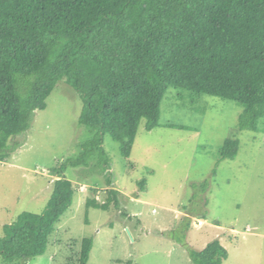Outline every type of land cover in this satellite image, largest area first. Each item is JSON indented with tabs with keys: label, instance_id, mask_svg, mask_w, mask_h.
<instances>
[{
	"label": "trees",
	"instance_id": "obj_1",
	"mask_svg": "<svg viewBox=\"0 0 264 264\" xmlns=\"http://www.w3.org/2000/svg\"><path fill=\"white\" fill-rule=\"evenodd\" d=\"M58 82L78 94V123L93 134L60 170L96 155L94 167L105 166L108 185L104 138L128 159L141 121L147 131L161 125L169 90L234 102L242 107L238 131L257 133L264 126V0H0V164L25 144L35 111L46 108ZM238 146L236 138L225 139L216 159H235ZM57 179L41 213L21 212L3 227L5 262L45 253L75 192L66 178ZM190 187L195 198L210 180ZM107 193L104 203L87 200L86 208H118L119 193ZM91 247L81 241L78 264L87 263ZM186 253L191 264L227 259L218 240Z\"/></svg>",
	"mask_w": 264,
	"mask_h": 264
},
{
	"label": "rangeland",
	"instance_id": "obj_2",
	"mask_svg": "<svg viewBox=\"0 0 264 264\" xmlns=\"http://www.w3.org/2000/svg\"><path fill=\"white\" fill-rule=\"evenodd\" d=\"M81 107L78 94L58 82L46 108L35 111L25 144L0 164V238L21 212L44 210L55 179L66 178L75 191L42 256L0 264H78L85 238L92 242L86 264H191L186 247L200 251L214 240L227 251L222 264H264V126L239 132L241 106L169 90L161 125L147 131L141 121L128 159L104 138L110 185L100 173L105 166L94 167L96 155L60 170L92 138L78 123ZM228 138L239 141L238 154L219 162L217 150ZM206 179L209 189L194 198L190 185ZM109 189L119 193L118 208H86L87 200L104 203Z\"/></svg>",
	"mask_w": 264,
	"mask_h": 264
}]
</instances>
